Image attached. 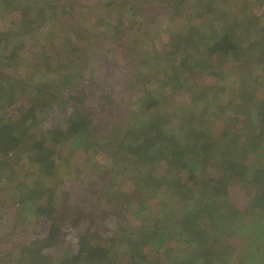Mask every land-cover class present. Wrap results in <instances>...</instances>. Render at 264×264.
Segmentation results:
<instances>
[{
  "label": "trees",
  "instance_id": "16d2710c",
  "mask_svg": "<svg viewBox=\"0 0 264 264\" xmlns=\"http://www.w3.org/2000/svg\"><path fill=\"white\" fill-rule=\"evenodd\" d=\"M70 1L0 0L9 15L17 18L7 28V34L0 33V222L6 221L2 226L15 222L17 237L26 239L30 234L29 245L35 246L33 254L38 258L36 264H116L121 253L128 256L127 264H264V130L259 132L260 124L264 129V118L257 120L258 128L223 126L214 135L199 133L191 128L192 120L199 124L205 120L196 117L195 99H190L192 103L184 107L182 99L177 101L172 95L186 85L183 79L179 80L185 69H191V74L207 70L213 80L208 90H214L211 102L215 104L216 95L226 90L216 82L223 72L216 61L221 56L238 60L246 51L249 52L246 61L254 64L253 71L257 70L254 88L264 86L261 72H264V27L245 28L241 20H235L239 11L229 9L218 12L217 16L223 20L227 14L233 15L234 19L226 18L224 22H231V26H223L217 32L210 25L205 33L207 30L196 18L195 26L203 39L193 37L185 43L186 55L177 59L171 76L166 73L165 61L160 59H170L167 54L155 50L148 51L150 56L146 57L143 51L139 68L150 67L155 74L160 70L159 80L153 84L148 81V75L144 84L134 76L128 77L134 104H138L132 109L136 115L124 126L117 122L108 126L95 115L94 104L87 106L82 105L81 99H69L63 87L79 88L83 83L86 94L95 97V91L87 86L94 82L85 79L86 70L74 62L87 56L98 38L113 40L117 31L119 35L126 33L129 27L126 23L131 22L128 18H135L133 10L140 3L105 0L103 11L118 13L117 21L106 20L109 16L106 18L100 12L94 16L97 21L92 22L90 14L79 13L75 6L71 8ZM184 2L187 3L174 0V8L187 9ZM216 5L217 0H213L203 10ZM144 26L134 24L126 34L140 36ZM204 41L211 44L206 54L200 52ZM144 42L152 50L153 43L149 39ZM52 47L56 62L46 59L45 50ZM99 50H93L94 56ZM59 56L68 59L61 60ZM93 59L90 68L98 60ZM37 62L51 66L37 68ZM164 73L162 85L160 79ZM4 95L9 96L7 100ZM16 97L22 103L11 111L9 105H14ZM153 99L157 104H150ZM55 112L65 117L63 124L71 137L69 140L74 141L72 157L78 152L82 154L80 158L89 156L90 160L95 156L118 179L133 177L144 165L157 169L162 164L185 174L182 182L174 183L186 196L188 193V198L173 203L169 197L166 204L159 203V194L151 192L149 186L154 175L138 190V199L131 196L132 190L119 186L120 179L118 183L103 179L91 197L82 198L79 204L61 196L62 192L50 185L62 161L58 148L63 138L50 140L40 130L41 122H48ZM159 189L163 191L164 187ZM112 194L114 202H101ZM133 203H137V208ZM84 205L92 213L84 214L81 210ZM104 215L111 224H97V218L103 220ZM109 228L121 230L117 240L111 238ZM2 238L0 234V243L4 242ZM69 239L74 240L73 248L67 246V241L59 246ZM230 240H235L236 245L232 247ZM57 247L68 248L63 250L66 256L51 254ZM18 257L12 251L4 255L0 252V264H19ZM28 264L35 262L29 258Z\"/></svg>",
  "mask_w": 264,
  "mask_h": 264
},
{
  "label": "rangeland",
  "instance_id": "374dc122",
  "mask_svg": "<svg viewBox=\"0 0 264 264\" xmlns=\"http://www.w3.org/2000/svg\"><path fill=\"white\" fill-rule=\"evenodd\" d=\"M189 1L194 4L191 5ZM102 2L103 4H101ZM138 2L140 5L137 7L135 6L136 8L134 7L135 9L133 10L135 18L133 20L128 18L131 21L130 23H126L129 24V27H126V31L122 29H120V31L128 33L130 26L138 23L145 24L144 31L140 33V36H137L138 34L129 36L126 33L119 35L117 31V33H115V39L113 38V40H101L102 38H98L94 43L96 44V46L94 45V49H101L98 55L94 56L93 49L83 59L74 62L75 64L77 63L78 66H81L82 69L86 70L84 78L90 82H94L93 84H87V86L95 91V97L86 94L83 83H80L81 86L79 88L78 86L63 87L64 95L69 99L71 98L73 101L81 99L83 100L82 105L91 106L94 104L96 108L95 115L97 118L103 119L104 123L108 124V126L113 122L120 123L124 126L130 117L136 115L132 109L134 110V108L138 107V104H134L135 98L131 94V87L129 88L127 84L129 80L128 77L132 78L134 76L138 81L144 82V84L146 80H148V75H150V78H154L153 80H150V78L148 80L153 84H156V81L159 80L157 74L160 73V70H157L155 74V72H152L153 69L151 71V68L147 64L145 65V68L149 67L147 70L139 68L140 63H138V61L141 56L143 57V51L146 57L150 56L148 51L154 52L155 50H160V53L167 54V57L170 59H160L165 61L164 67L166 68V73L170 75L173 70L172 68H174L173 66L178 64L177 59L186 55L183 51L185 43L191 42L193 37L202 38V36L198 34L200 30L195 26L198 19L202 21H200V24L207 30L205 33H208V27L210 25H212L217 32H220L223 26H231L229 25L231 22L224 24V22H227L226 18L234 19V16L227 14L228 16L221 20V18L217 16L218 12L223 10L227 12V10L232 9L239 11V14L235 16V20L236 22L241 20L245 28L253 25L264 27V0H217V5L215 7L212 6L210 10L207 11H204L205 9L203 10V8H206V4L208 2H213V0H186L187 3L184 2V4H187V9L181 7L180 11L174 8V0H138ZM224 2H226L225 5ZM71 3L73 4L71 8L75 6L79 13L83 12V14H90L93 19L92 22L97 21L94 16L96 14L98 15L100 12L106 18L109 16L106 20L110 22L117 21L118 13L106 14L103 11L105 0H72ZM207 14H210V18ZM16 20L17 18H15L14 14L9 15V12L3 8L0 2V33H4V35L7 34V28L13 26ZM210 21H214V23ZM35 30L36 28L34 27L32 33ZM101 33L102 31H99L98 35L101 36ZM137 37L138 39H136ZM144 39H149V43H153L151 46L152 50L149 46L150 49L147 48ZM202 39L199 40L201 44L203 42ZM207 42L205 43L204 41L203 47L200 48L202 54H206L205 51L209 50L211 47L210 42ZM175 43L178 45H174ZM45 51L48 55V58H46L47 60L57 61L56 57H54V47ZM248 53V51L242 53L238 60L236 57L233 60L221 56L218 61H216L217 65L218 62L220 63L223 71L221 72L220 78L216 79V82L219 85L222 84L225 86L226 90L224 93H216L215 104L211 102L214 90H208V87L213 84V80L209 78L208 73H206L208 71L205 70L204 72L193 74L190 73L191 69L188 68L183 71L184 73L179 80L183 79L186 85L184 88L182 87L176 90L175 93H171L173 98L177 101H181L182 99L181 104L184 107L192 103L190 99H195V108H197L196 117L199 119V117L202 116L205 121L199 119L202 121V123L199 124L192 120V129L199 131V133L209 132L210 135H214L223 130V126H230L232 128L239 127L240 125H247L248 128L253 129L261 125L259 132H263L264 129L261 128L263 126L260 122L259 125L257 120L259 121L260 118H264V86L262 85L254 88V83L258 79H255L257 70L253 71L255 68L254 64L246 61L248 57L246 54ZM50 54H53V56L49 57ZM62 57L59 56L58 59H68ZM93 58H98V60L96 64L90 68L89 64L94 60ZM243 60L246 62H243ZM252 60L254 61L255 59ZM252 60L250 61L252 62ZM45 64L49 65L46 62H41L36 67L43 68ZM31 67L33 70L35 65L32 64ZM261 72L264 74L262 70ZM252 75L253 77H250ZM164 78L165 73L161 75L160 84L162 85L163 82H165ZM253 89L255 91H253ZM158 96H160L159 92ZM8 97L7 95L3 96L4 100H7ZM20 100L19 97L14 98V102H12L14 105H9L11 111H14L16 107L20 106L22 103ZM159 100L158 98V102ZM150 104H157V100L153 99ZM247 106H249L250 110H247ZM149 107L150 106H148V108ZM63 116L55 112L50 117L51 119L47 120L48 122H41L40 130L47 134L50 140L59 136L63 138L58 148V154L61 156L62 161L59 162L58 169L55 170L56 172L53 175L50 185L51 188L53 190L58 188V191L62 192L61 196L72 202L78 203L82 198L87 199V196L91 197V193L99 188L103 179L104 181L111 179L115 183H118L120 178H115L117 174L113 173L114 171L111 168L107 169L106 163L95 156H90V160L89 156L80 158L79 156L82 155L80 152H78L75 157L71 156L70 150L74 141L72 139L69 140L71 137L67 134L68 130L65 124H63L62 119L65 118ZM248 116H252V118H245ZM227 129L229 128H226V130ZM247 132H249V130ZM250 135H253V132H251ZM155 153L156 151L153 152V154ZM126 173L125 171L124 176H126ZM150 175H154V179L149 182L151 192L155 193L157 196L159 194L158 202L162 205L166 204L168 200L170 201L169 197L174 199H172L173 203L174 201L180 203L188 198V193L186 196V193L180 190L174 183L182 182L186 178L185 174L178 173V171L174 169L166 168L162 164L157 165V169H155V167H150V165H144L133 177H121L119 186H123L127 190H132L131 196L134 199H138L140 197L138 193L146 184ZM177 176L178 178H176ZM103 186L104 185L101 186V190ZM162 186L164 187L163 191L159 189ZM113 198L114 194L103 198L101 202H114ZM132 206L137 208V203H133ZM110 207H112V204ZM87 208L88 207L84 205V207L81 208L82 212L84 214L92 213L91 211L88 212ZM105 215L103 220L97 218V224L100 222L101 225L105 223L111 224V220L108 221ZM112 222L116 223V220ZM4 223L6 224V221L0 222V234L4 240L3 243H0V252L3 255L8 251L14 252L15 256H19L17 258L19 264L20 262L21 264H28L29 258L33 259L36 264L38 258L33 254L35 246L29 245L31 240L29 237L30 234L26 239H22L23 237L19 238L17 237V224L15 222H10L9 225L2 226ZM109 231L111 233V238L117 240L118 233H120L121 230L109 228L107 232ZM66 241L67 246L69 245L70 249L73 248V239L63 240L59 246H62ZM229 243L232 247L236 245L235 240H230ZM16 246H19L18 252H16ZM64 249L68 248L60 249L57 247L51 254L54 256H66L63 253L65 251ZM9 260H11L10 257ZM128 260V256L121 253L117 258L116 264H127Z\"/></svg>",
  "mask_w": 264,
  "mask_h": 264
}]
</instances>
